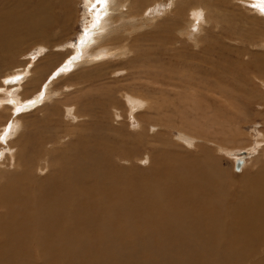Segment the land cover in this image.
Returning <instances> with one entry per match:
<instances>
[{
  "label": "rangeland",
  "instance_id": "rangeland-1",
  "mask_svg": "<svg viewBox=\"0 0 264 264\" xmlns=\"http://www.w3.org/2000/svg\"><path fill=\"white\" fill-rule=\"evenodd\" d=\"M9 1L0 0V7L32 11L42 21L25 27L23 43L17 48L7 45L10 50L0 60V100L5 105L3 109L0 105V171H20L19 166L13 169L15 154L27 133L46 123L48 110L58 102L59 108L72 103L74 112L87 115L75 118V113L68 115L63 109L60 119L54 116V129L49 131L56 141H49L50 149L70 146L84 132L90 141L105 135L123 140V146L111 152L115 164L128 173L148 176L166 158L163 155L197 161L209 157L229 193L240 190L242 179L260 174L264 166V148H258L264 133V15L255 9H260L258 5L251 9L243 0H210L215 3L212 6H207L209 0H175L173 12L153 22L152 12H143L150 0L143 7L135 4L136 11H132L133 0H108L93 12L89 0ZM193 5L205 11L198 17L201 23L190 11ZM93 13L99 16L93 19ZM13 95L19 96L16 112L6 100ZM129 95L149 104L132 109ZM29 102L31 106H25ZM134 121L138 128L133 127ZM182 135L195 141L184 142ZM242 152L248 156L242 172H237L234 158ZM38 171L33 173L38 178L50 173ZM258 254L242 264H253L261 258Z\"/></svg>",
  "mask_w": 264,
  "mask_h": 264
},
{
  "label": "bare ground",
  "instance_id": "bare-ground-1",
  "mask_svg": "<svg viewBox=\"0 0 264 264\" xmlns=\"http://www.w3.org/2000/svg\"><path fill=\"white\" fill-rule=\"evenodd\" d=\"M243 1L250 3L251 9L258 5L264 11V0ZM144 2L133 0L132 11H136L133 10L135 4L143 7ZM175 2L150 0L143 12H152L148 15L154 22V19L173 12L170 8ZM88 3L90 11H98L99 3L90 0ZM212 5L215 3L209 0L207 6ZM255 9L264 15L262 10ZM17 11L0 7V60L10 50L7 45L17 48L23 43L25 27L39 25L42 21L35 12ZM190 11L197 18H202L205 12L200 5H193ZM98 13H93V19ZM41 18L44 19L42 15ZM205 19L208 18L205 16ZM176 73L178 75V71ZM13 90L18 93L15 88ZM11 97L6 100L13 104L10 110L16 112L19 96ZM3 102L0 100V105ZM127 102L132 109L149 104L143 98L130 95ZM58 105L61 104L54 102L48 110L46 123L39 124L26 136L25 133L18 134L25 136V143L15 154L13 169L20 167V171H0V264H242L259 252L261 258L253 264H264L263 165L260 174L242 179L240 190L233 193L226 191V182L215 171L214 161L209 157L197 161L184 158L186 155L182 156L183 160L163 155L166 158L158 162L149 176L136 171L128 173L114 163L112 156L113 151L123 146V140L103 135L90 141L89 133L84 132L70 146L48 148L49 141L55 140L49 131L54 125V116L60 119L65 113H75V118L87 115L78 114V110L74 112L72 103H65L64 108ZM85 112L90 111L85 108ZM132 124L136 125L134 128L139 127L137 121ZM259 137L258 148H264V133L261 132ZM181 139L195 141L188 135H182ZM128 152L124 154L129 156ZM247 156V152L235 156L234 163L242 162L237 172H242ZM36 169L50 173L45 178L44 175L38 178L33 175Z\"/></svg>",
  "mask_w": 264,
  "mask_h": 264
},
{
  "label": "snow or ice",
  "instance_id": "snow-or-ice-1",
  "mask_svg": "<svg viewBox=\"0 0 264 264\" xmlns=\"http://www.w3.org/2000/svg\"><path fill=\"white\" fill-rule=\"evenodd\" d=\"M96 3H108V0H95Z\"/></svg>",
  "mask_w": 264,
  "mask_h": 264
},
{
  "label": "water",
  "instance_id": "water-1",
  "mask_svg": "<svg viewBox=\"0 0 264 264\" xmlns=\"http://www.w3.org/2000/svg\"><path fill=\"white\" fill-rule=\"evenodd\" d=\"M241 163H242L241 161H238V162H237V164H236V168H237V169H240V167H241Z\"/></svg>",
  "mask_w": 264,
  "mask_h": 264
}]
</instances>
